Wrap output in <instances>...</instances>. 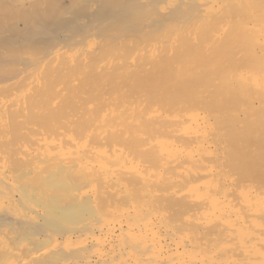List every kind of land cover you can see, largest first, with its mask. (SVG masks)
Listing matches in <instances>:
<instances>
[{"label":"bare ground","instance_id":"obj_1","mask_svg":"<svg viewBox=\"0 0 264 264\" xmlns=\"http://www.w3.org/2000/svg\"><path fill=\"white\" fill-rule=\"evenodd\" d=\"M210 52L264 65V0H0V264H264V185L229 169L240 136L206 94L191 112L181 84L149 88Z\"/></svg>","mask_w":264,"mask_h":264},{"label":"rangeland","instance_id":"obj_2","mask_svg":"<svg viewBox=\"0 0 264 264\" xmlns=\"http://www.w3.org/2000/svg\"><path fill=\"white\" fill-rule=\"evenodd\" d=\"M216 53H218V52H210V53H206L205 55H203V54H199L198 56L196 55L195 56V54H188L189 56H186V57H184L185 59H188V61L186 62V60H184L183 58H182V56H180V60H179V58H178V60H176V61H179V63L178 62H176L175 63V67L177 68H175L176 70H167L166 72H167V74L165 73V72H159V76H164V77H160L159 78V76H155V77H157V79H153L154 81H156L157 80V82L159 81H163L164 83L168 80H170L168 83H169V85H170V88H171V84L173 83V81L171 80V79H175V78H172L173 77V75H171V73H172V71H173V73L172 74H174V77H177L178 79H183V80H179L180 81V83H179V81L178 80H175L174 82H178V86L177 85H175L176 83H173V87H172V92H170V93H167V92H169V91H167V90H165V89H168L167 87H169L168 85H167V83H165V85L166 86H164V83H163V85L161 86L160 84H158V83H154V81H153V85H151V87H149L150 88V90H151V92H153V91H155L154 93H157V95H159L160 93V95H165L166 94V96H167V94H168V96L170 97V94L172 93V95H176V94H178V92H179V89H180V91H182V90H188V93H189V91H196V92H198L199 94H197L195 91L192 93V92H190L189 94L188 93H186L187 95H185L184 96V94H182L183 95V97H182V95H180V94H178L176 97H178V99L177 98H175L174 96H172L173 97V99H172V97H171V99L172 100H174V101H177V100H179V98H181L182 97V99H184L185 100V98L187 97V99H188V102H191V100L192 99H190V98H192V97H194V96H196L195 98H193V103H191L190 105H192V106H190V107H193L194 108V110H193V108H191L190 110H191V112H198V108L197 107H199V105L197 106L196 104H198V101H196V102H194V99H196L197 100V98H198V100L201 98V96H204V97H202L200 100L201 101H203L204 100V98H206L207 96H209V98L207 97V99L209 100V105H211V108L213 109V110H217L216 111V114L218 115V116H220V119L224 122L223 124H227V126L228 127H226V128H228V131H230L229 133H232V135L231 136H235V135H237L236 137H238V136H240V138L238 137V138H236V140H235V142H237L238 141V139H239V142L237 143V144H240L239 146H240V149H239V152L241 151V147L243 148H245V150L242 152L241 151V153H236V152H238L237 150V148H239L238 146H237V144L232 140L231 142H230V138H233V137H231L230 136V138H228V143L227 144H229V145H227V150L226 151H224V153H225V155H226V157L228 158V160H229V162H231L232 161V159H231V161H230V158H231V156H232V154H231V152H233L235 155H233L232 157H234V156H236V154H238V155H242V156H244V154H245V157H242V156H238V157H240V158H233L234 160H233V162L232 163H234V161H235V163L237 162L238 164H235L236 165V167H235V165H234V167H233V169H232V163H230L231 165H230V167H229V169H230V172L234 175L235 173H236V176H234L236 179H241V180H239L238 179V181H240V182H242L243 184L245 183V185H247L248 183L250 184H248L247 186L248 187H257L258 188V186L260 187V186H262V184L264 185V144L262 143L264 140H263V138H264V123L262 124L261 123V121H263V119H264V116H262L263 115V113L262 112H264V111H262L261 110V112H260V105L262 106V107H264V65L263 64H261V61H262V59L260 58V57H257V56H254V55H251V56H249V55H247V57H250L251 59H252V63H250V64H252V65H249V66H253L252 68H250V67H248V65L245 67L244 65H242L243 67H240V70L237 68H235L237 65L238 66H241L239 63H242V62H246V64H248V62H251V59L249 58V60H247L246 61V59L245 58H247V57H245V58H243L241 55L242 54H240V55H228V57L229 58H233V62H232V60H231V62L229 61V60H227V55H225V54H223V55H219V53L216 55ZM222 54V53H221ZM201 55V56H200ZM210 55V56H209ZM225 55V56H224ZM209 56V57H208ZM233 56H235L236 58L234 59V57ZM240 56L242 57V60L240 59ZM246 56V55H245ZM214 58V59H213ZM216 58V59H215ZM221 58H226V59H221ZM238 58V59H237ZM183 59V60H182ZM209 59H211V61L209 60ZM220 59V60H219ZM240 59V60H239ZM244 59V60H243ZM207 60H208V62H207ZM219 60V61H218ZM223 60V62L224 61H226L227 60V62H225V64H227V63H229V64H227V66L229 65L230 66V63L232 64L229 68L230 69H228L226 66H224L225 64L223 63V62H221ZM234 60H235V62L237 63L238 62V64H235L234 63ZM184 61V62H183ZM206 61V62H205ZM203 62V63H202ZM211 62V63H210ZM205 63H209V64H207V65H210V66H212V67H210V66H208V67H205V66H207V65H205ZM219 63V64H218ZM177 64H178V66H177ZM221 64H223L222 65V67H223V69H222V67H221ZM259 64V65H258ZM219 66V67H221V68H218V70H219V72L221 71V75H222V71H224V69H225V73H224V75H223V77L222 78H219L218 76H220L219 74L220 73H217L218 75H216V71L214 72V71H212V72H214V73H210V76H208L209 74V72H210V69H215V68H217L216 66ZM235 65V66H234ZM195 66V67H194ZM200 66L202 67V68H200ZM215 67V68H214ZM226 67V68H225ZM208 68V69H207ZM233 68V69H232ZM235 68V69H234ZM254 68V69H253ZM179 69V70H178ZM199 69V70H198ZM202 69V70H201ZM221 69V70H220ZM204 70V72H205V74H206V72H207V70H209V72L207 73L208 75H205L203 72H201V71H203ZM226 70H227V72H226ZM238 70V71H237ZM170 71H171V73H170ZM192 71V72H191ZM228 71H230L229 73H228ZM232 71V72H231ZM186 73V74H185ZM189 73V74H188ZM191 73V74H190ZM199 73V74H198ZM200 73H202L201 75L202 76H200ZM227 73V74H226ZM237 73V74H236ZM161 74V75H160ZM183 74H185L184 76H182ZM244 74V75H243ZM249 74V75H248ZM176 75V76H175ZM195 75V77L196 78H198V76H199V79H197V81H196V78L195 77H193ZM197 75V76H196ZM207 76V77H203V76ZM213 75V76H212ZM215 75V76H214ZM240 75H241V77H243V78H241L240 77ZM252 75V76H251ZM166 76H169V77H167L168 79H163V78H166ZM186 76H191V77H193V78H190V79H188L189 77H186ZM213 77V79H215V77H216V79H215V81L212 79L211 80V78ZM226 76V77H225ZM239 76V77H238ZM254 76V77H253ZM183 77H185V78H183ZM202 77V80L200 79ZM211 77V78H210ZM256 77V78H255ZM159 78V79H158ZM217 78H219V79H221V80H218ZM161 79V80H160ZM185 79H186V83L184 84L183 82H185ZM191 79H193L192 81L194 82H191ZM203 79H205V80H203ZM208 79H210V80H208ZM244 79V80H243ZM253 79V80H252ZM255 79H257V80H255ZM198 80H200L199 82H198ZM208 81V82H210V81H212L213 82V84H214V82H215V84H217V86H215V87H213V86H211V85H208L207 83H206V85H202V83H203V81H204V83H205V81ZM218 80V81H217ZM226 80V81H225ZM246 80V81H245ZM181 81H183V82H181ZM223 83H225L226 82V84H221L222 86H220V87H218L219 85H220V83L221 82ZM160 82V83H161ZM218 82V83H217ZM220 82V83H219ZM190 83V85L191 86H193L194 84H198V83H200L199 85H202V86H200L199 87V85H197V87L196 88H199V91L198 90H196V88H195V86L196 85H194V87H191L190 85H188ZM203 83V84H204ZM231 83V84H230ZM157 84H158V86L160 85L162 88H160L159 89V87L157 86ZM182 85L183 86V88L181 87V88H177V90H175V88L176 87H180L179 85ZM193 84V85H192ZM209 84H212L211 82L209 83ZM212 84V85H213ZM219 84V85H218ZM227 84H228V88H224L225 87V85H226V87H227ZM259 84V85H258ZM184 85H185V87H184ZM187 85V86H186ZM230 85H231V87H230ZM253 85H254V88H253ZM154 86H156L157 88L155 89V87ZM205 86L206 87H210L209 89H210V91L212 92V89H214V90H216V91H214L213 90V93H211L210 91H209V89H208V91H207V89L205 88ZM165 87V88H164ZM189 87H191V88H193V90H190L189 89ZM218 87V88H217ZM239 87V88H238ZM241 87H242V89H241ZM256 87V88H255ZM153 88L155 89V90H153ZM169 88V89H170ZM219 88H222V90L220 89L219 90ZM168 89V90H169ZM201 89V90H200ZM206 89V90H205ZM225 89V90H224ZM227 89V90H226ZM237 89V90H236ZM251 89V90H250ZM254 89V90H253ZM158 90H160V91H158ZM185 90H184V92H182V93H185ZM223 90L225 91L224 93L226 94V96L229 98V97H231V96H235L236 98L238 97L237 95H239V93L241 94L240 95V99H239V97H238V99H237V101L239 100L240 101V103L238 104V106L239 107H233L234 105V101L236 100H234L233 101V97L232 98H229V101L228 102H230L231 100V103H233V104H229V103H227V102H225L226 103V105L224 106V105H220V104H223L224 103V101H227L228 99L227 98H224L223 97V95L224 94H222L223 93ZM229 90H230V92H229ZM232 90V91H231ZM235 90H236V92L237 91H239V92H235ZM163 91H164V93H163ZM174 91V92H173ZM175 91H176V93H175ZM202 91H205L204 93L202 92ZM218 91H220L221 92V94H222V96H221V94H219L218 95ZM243 91H244V93H243ZM252 91H254L253 93H252ZM160 92V93H159ZM201 92V93H200ZM215 92H216V94H215ZM219 92V93H220ZM227 92V93H226ZM235 92V93H234ZM242 92V93H241ZM251 92V93H250ZM159 93V94H158ZM163 93V94H162ZM209 93H211V94H209ZM233 93L235 94V95H233ZM256 93V94H255ZM202 94V95H201ZM204 94H206V97H205V95ZM214 94V95H213ZM229 94H231V96L229 95ZM179 95H180V97H179ZM189 95V96H188ZM191 95V96H190ZM213 95V96H212ZM216 95H217V97H220L221 96V98H217L216 97ZM216 97V99H220L222 102L220 103V102H218L219 100H216V101H214L215 100V97ZM255 96V97H254ZM214 97V98H213ZM213 98V102L211 101L210 102V100ZM223 98L224 99H227V100H223ZM245 98V99H244ZM190 99V100H189ZM207 99H205V101H203L204 103H207L208 102V100ZM242 99H244L245 100V102L243 101V103L241 102L242 101ZM247 99V100H246ZM185 101H187V100H185ZM236 101V102H237ZM247 101V102H246ZM250 101H252L251 103H250ZM236 102H235V105H236ZM196 103V104H195ZM210 103H212V104H210ZM216 103H219L218 104V106H215V107H218V109L216 108L215 109V107H214V105L216 104ZM256 103V104H255ZM194 104L197 106H195L194 107ZM208 104V103H207ZM250 104V105H249ZM231 106V107H233V108H235L236 110L235 111H238V110H240L241 112L239 113V112H233V110H232V112L230 111L231 110V108H229V110H227V108L226 107H228V106ZM251 105H254V107H250ZM257 105V106H256ZM213 106V107H212ZM219 106H220V108H219ZM223 108H225V109H222L223 111H221V110H219V109H221L222 107ZM242 106V107H241ZM259 107V108H258ZM238 108V109H237ZM248 108H249V113L250 112H252V113H254V111H256L257 109H258V111H259V113H258V111L257 112H255L256 113V115H257V113L258 114H260V113H262V114H260V117H262V120H261V118H259L258 117V115L257 116H255L254 114H252V113H250L251 114V116L252 115H254V116H249L250 114H248ZM251 108H254L253 110L251 109ZM243 109H245L244 111H243ZM223 112H227L226 114H224V115H221L220 113H223ZM247 112V113H246ZM246 114V115H245ZM231 115H233L232 117H231ZM237 115V116H236ZM229 118H228V117ZM243 116V117H242ZM227 118V120L228 121H226L225 119ZM235 117V118H234ZM256 117L258 118V119H256ZM246 118H249V119H246ZM255 118V119H254ZM236 119V120H235ZM261 121H260V120ZM257 121H260V122H257ZM250 122H252V123H250ZM257 122V123H256ZM256 123V124H255ZM239 124H240V126H239ZM259 126V127H258ZM213 127L214 128H216L214 125H213ZM249 127H251V128H249ZM255 129V130H254ZM254 130V131H253ZM261 133H262V135H261ZM246 134V135H245ZM245 135V136H244ZM261 135V136H260ZM260 136V137H259ZM247 139H246V138ZM256 137V138H255ZM263 137V138H262ZM234 138V139H235ZM243 138V140L244 141H241V139ZM245 138V139H244ZM252 138H254V139H252ZM261 138H262V141H260L261 140ZM241 141V142H240ZM261 143H260V142ZM233 142H234V145L236 144V146H237V150L234 148V147H231V146H233ZM231 143V144H230ZM231 145V146H230ZM244 145V146H243ZM243 148V149H244ZM233 149V150H232ZM257 149V150H256ZM257 151V152H256ZM259 151H260V154L261 155H257V153H259ZM228 152H230V156L228 155L229 153ZM255 152V153H254ZM254 153V154H253ZM255 155L256 156H258L257 157V160L255 159V158H253V157H255ZM229 156V157H228ZM240 159H245L244 161L243 160H241V161H243V162H240ZM255 159V160H254ZM240 162V163H239ZM251 166H253V167H251ZM252 168V169H251ZM233 170V171H232ZM243 172V173H242ZM245 174V175H244ZM239 176H241V177H239ZM245 180V179H248V181L246 180V181H242V180ZM261 179V180H260ZM251 180V181H250ZM253 181V182H252ZM260 184H258V183ZM261 182V183H260ZM253 184V185H252ZM257 185V186H256Z\"/></svg>","mask_w":264,"mask_h":264}]
</instances>
